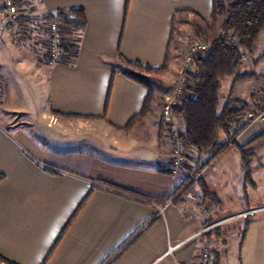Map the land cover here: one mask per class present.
Wrapping results in <instances>:
<instances>
[{
	"label": "crops",
	"instance_id": "0c3cea01",
	"mask_svg": "<svg viewBox=\"0 0 264 264\" xmlns=\"http://www.w3.org/2000/svg\"><path fill=\"white\" fill-rule=\"evenodd\" d=\"M19 1L30 13V40H14L0 10V254L17 264H194L212 239L202 232L208 216L198 203L184 197L174 201L179 176L170 172L162 108L153 100L151 111L135 119L148 89L120 71V56L152 67L168 60L159 76L167 74L174 48H182L184 58L193 41H181L199 36V31L184 32L171 40L173 23L185 15L208 19L213 1ZM78 7L86 12V29L66 36L79 43L77 58L49 64L43 45L48 31L40 30L46 16ZM262 85L251 91L245 81L235 86L233 81L231 90L234 86L247 100L258 92L259 106ZM161 87L153 88L155 95L170 94L175 83ZM252 126L239 135L243 144L264 131L263 125ZM204 176L202 171L196 189L200 195L204 184L219 207L221 198ZM238 220L229 230L238 229L241 237L243 219ZM227 232L215 242L226 246Z\"/></svg>",
	"mask_w": 264,
	"mask_h": 264
},
{
	"label": "trees",
	"instance_id": "16d2710c",
	"mask_svg": "<svg viewBox=\"0 0 264 264\" xmlns=\"http://www.w3.org/2000/svg\"><path fill=\"white\" fill-rule=\"evenodd\" d=\"M213 11L208 19H202L205 26L198 25L199 32L202 35L208 32L223 29L226 35L218 34L211 40L212 46L210 50L200 56L196 61V72L190 76V83L187 88V97L183 104L176 108L175 114L181 117L184 121V129H180L181 138L192 148L193 156L190 158L189 168L195 173L202 172L214 159L225 152L232 145L238 146L243 159L244 178L246 182L252 181V176L255 170L263 167V164H258L254 168V159L258 151L264 146V131L251 139L245 144H239L236 138L249 126L242 119V116L248 110L258 109V92L254 93L251 100H247L234 92V86L237 83L245 81L246 78L252 77V73L240 72L241 66L244 64L243 55L247 52L254 53L257 50L259 39L264 31V0H235L232 3H227L226 0H212ZM0 10H2L0 8ZM57 14L61 17L64 23V32L66 36L77 34L80 36L87 26V16L84 8H71L59 10ZM53 14L46 16V19L51 20ZM219 29V30H220ZM175 27L173 23V34L171 40H174ZM233 39L235 44L230 40ZM63 63H73L77 58L79 43L74 41H65L64 44ZM120 61H123L120 71L123 72L131 80L147 87L148 94L141 113L135 119L150 112L152 102L154 100V90L147 74H161L168 68V60L162 67H152L144 65L137 61L132 62L120 56ZM234 76V86L227 97L225 104L221 108V87L222 80L225 77ZM264 78V75L261 76ZM264 86V85H262ZM261 92V91H259ZM221 134L225 138H221ZM232 143V144H231ZM3 176H0V181ZM202 181L199 179L198 183ZM109 187L116 186L108 183H103ZM192 189V185L190 187ZM203 192L199 195V205L202 206L208 201H212L218 205V198L207 187L202 185ZM179 188H177L175 194ZM89 195L84 199L79 209L87 201ZM182 196H178L174 201H178ZM168 197L162 198L166 200ZM161 201V200H158ZM262 208V207H261ZM79 209L66 225L61 236L54 245L52 251L57 246L62 236L65 234L68 226L77 215ZM256 208H248L244 211H249ZM243 212V211H242ZM241 213V212H240ZM255 215L242 218L244 227L241 229V238H244L247 229L246 226L251 222ZM239 214V213H238ZM222 220V219H221ZM219 220L209 218L205 222V227ZM142 227L128 244H131L150 224ZM222 224L217 225L210 230L205 231L209 237L221 238L224 235ZM51 251V252H52ZM217 252H212L213 264H219V256ZM0 263L17 264L12 262L0 254Z\"/></svg>",
	"mask_w": 264,
	"mask_h": 264
},
{
	"label": "rangeland",
	"instance_id": "374dc122",
	"mask_svg": "<svg viewBox=\"0 0 264 264\" xmlns=\"http://www.w3.org/2000/svg\"><path fill=\"white\" fill-rule=\"evenodd\" d=\"M3 13L5 12L3 11ZM3 13L0 14V25L3 21ZM38 24H41V22ZM197 24L205 26V22L193 15H185L183 17H179V19L177 18L174 25V39L179 38V35L184 32L186 35L189 34L190 36L196 34L199 31ZM219 29H217L216 32L210 31L205 35H202V33L199 32V36H197L194 40H188L187 42L181 41V43L187 45L192 41L194 42L202 38L212 40L218 34V32L220 33ZM9 30L8 32H5V36L7 38L8 34L10 36L11 32V30ZM40 30L45 34L47 33L45 24L41 26ZM10 42H13L11 44H17V42L12 39ZM45 44L46 42L43 43L44 48ZM181 45L183 46V44ZM25 46L30 48L28 43H26ZM181 49L182 48H179L177 51L176 47L174 48L172 54L173 58L170 64L173 69L169 70L167 74L162 76H159V74H147L148 78L150 79V83L155 90L158 91L159 88H162V82L165 84L170 83L171 81L172 84L176 83L184 60L180 51ZM45 51L46 50L44 49V54ZM120 63L123 64L124 67L126 66L123 61H120ZM239 71L242 73L253 74L252 77L245 79V82L248 84V86H250L249 90L257 91L258 88H262L260 85L264 84V78H261V76L264 75V34L260 38L257 50L254 53L247 52V59L244 61V64L241 66ZM234 78V76H228L222 80L221 102H224L230 95ZM173 92L168 95L173 94ZM168 95H164L162 93H160V95L159 93L157 95L153 94L154 101H159L158 105L160 107L157 108L158 110L161 111L162 108L163 112V105ZM182 122L184 123L183 119L181 117H177L179 129L182 127ZM253 126L261 125L256 124ZM252 137L249 139H252ZM239 138L238 143L243 144V140ZM220 156L221 155L214 159L203 170V175L205 174L204 177L206 178V181L211 186V189L219 195L222 201L219 207L213 202H207L201 206V212L202 214L204 213V215H206L204 212L205 205L210 203V205L214 208L213 214L208 217L207 220H209V218H214L215 220L220 219V221H222L231 217L227 215L237 213L244 209L264 207V146L258 151L253 163L254 168H256L258 164H263V167L255 170L251 179L252 181L248 182H246L244 178L243 159L238 146L234 145L229 151H227V153H224L221 157ZM197 185H199L198 181L192 185L191 189L197 195V200L190 201L199 204L200 199L199 192L196 189ZM244 222L245 221H242V224L240 225L241 228L244 227ZM237 223H239V220L233 219L226 221L221 225V228H223L222 230H224L225 233L230 231L228 234L229 241L226 246L215 242L217 238L212 236V239L208 241L209 246H206L205 249L209 250L212 254L214 248H218L217 250L219 251V254L223 257L219 264H264V213H260L252 218L251 222H249L246 226L247 232L244 238H241L238 235V229H236V232L229 230V228L235 226ZM224 252L227 254H224Z\"/></svg>",
	"mask_w": 264,
	"mask_h": 264
},
{
	"label": "built area",
	"instance_id": "2783aa9c",
	"mask_svg": "<svg viewBox=\"0 0 264 264\" xmlns=\"http://www.w3.org/2000/svg\"><path fill=\"white\" fill-rule=\"evenodd\" d=\"M235 0H226L227 3H232ZM0 8L6 13V17L13 28V38L18 42L30 40L33 37L32 21L30 13L20 3L19 0H0ZM48 31V39L45 44V58L49 64L62 63L64 55V44L66 35L64 32V23L61 17L55 13L51 20L45 23ZM221 35H226L223 29H220ZM233 44L235 41L230 40ZM212 46L211 40L198 39L192 42L185 53L183 65L180 68L178 79L175 83L174 92L166 97L163 105L162 121L165 125L168 134L169 143L171 146V169L172 174L178 175V191L175 198L182 196L188 200H197V195L191 190V185L199 181L202 172L195 173L189 168L190 152L192 148L181 138L180 129L177 123V116L175 114L176 108L181 106L187 97V88L190 83V76L196 72V61L200 56L206 54ZM247 57L243 55V60ZM249 126L254 124H261L264 126V101H262L257 110H248L243 116ZM239 136L236 138L238 140ZM232 144V143H231ZM214 208L209 204L205 205L204 212L210 217L213 214ZM264 211V207L243 211L239 214L233 215L228 219L215 222L202 229V232L210 230L211 228L222 224L226 221L245 218L255 215L258 212ZM172 247L171 249L175 248ZM213 256L207 249L201 251L194 262V264H213ZM4 264V263H2Z\"/></svg>",
	"mask_w": 264,
	"mask_h": 264
}]
</instances>
